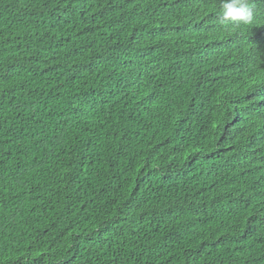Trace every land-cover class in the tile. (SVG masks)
I'll list each match as a JSON object with an SVG mask.
<instances>
[{
	"label": "trees",
	"instance_id": "1",
	"mask_svg": "<svg viewBox=\"0 0 264 264\" xmlns=\"http://www.w3.org/2000/svg\"><path fill=\"white\" fill-rule=\"evenodd\" d=\"M0 0V264H264V0Z\"/></svg>",
	"mask_w": 264,
	"mask_h": 264
},
{
	"label": "clouds",
	"instance_id": "2",
	"mask_svg": "<svg viewBox=\"0 0 264 264\" xmlns=\"http://www.w3.org/2000/svg\"><path fill=\"white\" fill-rule=\"evenodd\" d=\"M217 17L221 24L250 25L256 19L252 0H220Z\"/></svg>",
	"mask_w": 264,
	"mask_h": 264
}]
</instances>
